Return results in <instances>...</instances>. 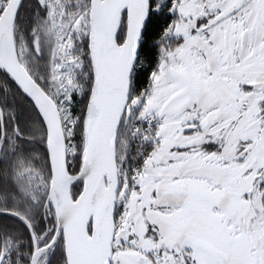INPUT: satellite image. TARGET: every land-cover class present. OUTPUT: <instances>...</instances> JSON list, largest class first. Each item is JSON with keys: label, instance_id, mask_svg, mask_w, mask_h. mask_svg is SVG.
Returning a JSON list of instances; mask_svg holds the SVG:
<instances>
[{"label": "snow or ice", "instance_id": "obj_1", "mask_svg": "<svg viewBox=\"0 0 264 264\" xmlns=\"http://www.w3.org/2000/svg\"><path fill=\"white\" fill-rule=\"evenodd\" d=\"M0 264H264V0H0Z\"/></svg>", "mask_w": 264, "mask_h": 264}]
</instances>
